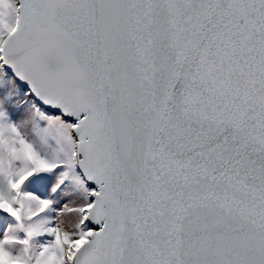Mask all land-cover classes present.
<instances>
[{"label":"snow or ice","instance_id":"1","mask_svg":"<svg viewBox=\"0 0 264 264\" xmlns=\"http://www.w3.org/2000/svg\"><path fill=\"white\" fill-rule=\"evenodd\" d=\"M0 264H264V0H0Z\"/></svg>","mask_w":264,"mask_h":264}]
</instances>
